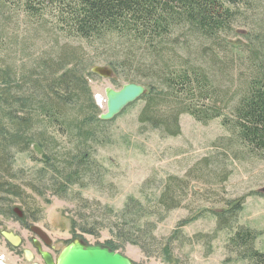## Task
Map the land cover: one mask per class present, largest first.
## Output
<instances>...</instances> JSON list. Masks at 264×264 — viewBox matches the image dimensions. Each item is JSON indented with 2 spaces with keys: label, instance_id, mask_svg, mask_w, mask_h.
<instances>
[{
  "label": "rangeland",
  "instance_id": "obj_1",
  "mask_svg": "<svg viewBox=\"0 0 264 264\" xmlns=\"http://www.w3.org/2000/svg\"><path fill=\"white\" fill-rule=\"evenodd\" d=\"M216 1L230 14L226 29L205 36L174 20L151 44L118 28L75 37L50 1L38 9L39 21L30 19L37 5L5 3L0 172L13 187H0L4 262L39 261L22 255L32 249L23 227L36 222L58 253L77 235L90 244H116L133 264H264V149L239 142L231 121L246 82L264 64V0ZM164 48L171 49L170 66L181 60L206 72L227 124L210 112L179 110L171 128L172 117L158 116L176 109L168 102L148 108L163 119L141 121L148 94L173 92L151 55ZM60 52L65 63L53 61ZM96 65L110 68L111 76L93 73ZM127 83L142 84L145 93L103 120L106 90ZM165 189L173 206L159 202ZM14 205L26 220L10 215ZM1 230L20 234L22 243L9 245Z\"/></svg>",
  "mask_w": 264,
  "mask_h": 264
},
{
  "label": "trees",
  "instance_id": "obj_2",
  "mask_svg": "<svg viewBox=\"0 0 264 264\" xmlns=\"http://www.w3.org/2000/svg\"><path fill=\"white\" fill-rule=\"evenodd\" d=\"M23 1L26 2V7L31 4L37 5L30 14V19L36 21L43 20L38 14V9H43L44 3L50 1L51 10L61 12L60 17H63L67 32L81 38H90L96 33H101L105 28H118L130 38L133 37L139 42L148 41L151 44L155 39L163 36L161 32L170 21H187L195 32L213 36L218 30L226 29L230 20L229 12L216 0H0V12H3L7 2L18 5ZM4 33V29L0 27V41L4 39ZM170 51L171 49L164 48L151 51V55L155 56L160 69L171 81L173 92L148 94L150 96L141 114L144 116L141 121L155 123L157 119L172 117L171 128H175L177 115L181 110L189 111L194 115L210 112V116L222 117L223 123L227 124L229 120L222 110L216 107L221 100L217 86L204 70L186 65L184 61L180 60L179 64L175 63L176 66H170L167 56L165 57ZM64 55L66 54L60 52V55L53 57V61L65 63ZM39 61L48 65L46 59L41 58ZM255 66L253 61L252 67ZM166 103L168 107H172L173 104V108L176 106V109L170 110L165 113L166 115L163 111H159L158 116H164L163 118H155L149 113L148 108L152 105L162 104L165 107ZM210 105L213 106L209 107ZM56 116L66 118L65 112L60 110L57 111ZM233 120L237 127L239 142L254 150L264 149V64L254 73L253 79L246 82L243 99L237 112H234L231 121ZM160 123L167 126L165 120ZM164 192L166 194L162 193L159 202L166 207L173 206V203H170V199L173 198L167 196L171 193L166 189ZM107 246L113 250L116 248V244L111 242Z\"/></svg>",
  "mask_w": 264,
  "mask_h": 264
},
{
  "label": "water",
  "instance_id": "obj_3",
  "mask_svg": "<svg viewBox=\"0 0 264 264\" xmlns=\"http://www.w3.org/2000/svg\"><path fill=\"white\" fill-rule=\"evenodd\" d=\"M91 71L101 77H109L112 73L110 68L101 65L93 66ZM144 93L145 87L139 83L124 84L118 90L107 89L106 111L101 114V118L103 120L111 119L122 111L125 106L135 101ZM100 100L101 99L98 97V101ZM262 192H264V188L262 189ZM15 211L19 212L17 209H15ZM30 230L43 239L46 245L51 244V239L41 228L33 225L30 227ZM1 235L13 247L20 245V237L12 231L3 230L1 231ZM42 254L46 264H133L127 256L111 249L107 245L87 244L80 239L67 245L55 262L47 251H44ZM24 256L27 261L32 260V253L29 249L24 250ZM0 264L7 263L0 259Z\"/></svg>",
  "mask_w": 264,
  "mask_h": 264
},
{
  "label": "flooded vegetation",
  "instance_id": "obj_4",
  "mask_svg": "<svg viewBox=\"0 0 264 264\" xmlns=\"http://www.w3.org/2000/svg\"><path fill=\"white\" fill-rule=\"evenodd\" d=\"M11 182V178L10 177H7V175L3 172H0V187L3 189V191H6V190H9V187H13V185L10 184ZM21 197V196H19ZM15 209H17V211L19 212H16ZM10 215L14 216V218L20 222V221H24L26 220V216H25V213H24V210L19 206V205H14L11 209H10ZM33 225H36L39 227V225L36 223V222H31V223H28L26 224L24 228V230H26L27 232H29L31 235H30V240L28 241V243L32 246V249H29L32 253V259H34L35 257H38L39 258V261L37 262L38 264H46L44 258H43V252L44 251H47L45 250L46 248H48L49 251H47L50 255H51V258L52 260L55 262L61 252L58 253L57 251L59 250L58 248L56 249L55 247H53L51 244L50 245H46L45 241L43 239H41L40 237H38L33 231L30 230V227L33 226ZM41 228V227H39ZM42 229V228H41ZM45 233H47L44 229H42ZM2 231V230H1ZM14 233V232H13ZM16 235H18L21 239V242L20 244L22 243V236L20 234H17L15 233ZM48 235V234H47ZM49 236V235H48ZM50 238V237H49ZM82 240L84 241L85 243L87 244H90L88 243L83 237L81 236H70L66 242V245L65 247H67V245H69L71 242L75 241V240ZM7 242V241H6ZM8 243V242H7ZM9 244V243H8ZM10 245V244H9ZM12 246V245H11ZM19 246V245H18ZM17 246V247H18ZM17 247H14V248H17ZM64 247V248H65ZM25 250V249H24ZM24 250H22V255L24 257V259L26 260L25 256H24ZM0 259H2L0 257ZM3 260V259H2ZM4 261V260H3ZM27 261V260H26ZM6 263V262H5Z\"/></svg>",
  "mask_w": 264,
  "mask_h": 264
},
{
  "label": "bare ground",
  "instance_id": "obj_5",
  "mask_svg": "<svg viewBox=\"0 0 264 264\" xmlns=\"http://www.w3.org/2000/svg\"><path fill=\"white\" fill-rule=\"evenodd\" d=\"M108 68V67H107Z\"/></svg>",
  "mask_w": 264,
  "mask_h": 264
}]
</instances>
